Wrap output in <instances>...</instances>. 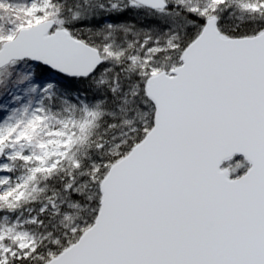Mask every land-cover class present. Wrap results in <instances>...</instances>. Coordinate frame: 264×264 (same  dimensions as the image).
Here are the masks:
<instances>
[{
  "label": "snow or ice",
  "instance_id": "6c2138e0",
  "mask_svg": "<svg viewBox=\"0 0 264 264\" xmlns=\"http://www.w3.org/2000/svg\"><path fill=\"white\" fill-rule=\"evenodd\" d=\"M0 264H264V0H0Z\"/></svg>",
  "mask_w": 264,
  "mask_h": 264
}]
</instances>
